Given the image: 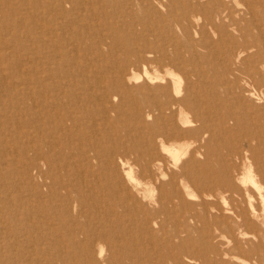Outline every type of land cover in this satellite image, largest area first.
<instances>
[{
  "label": "rangeland",
  "instance_id": "1",
  "mask_svg": "<svg viewBox=\"0 0 264 264\" xmlns=\"http://www.w3.org/2000/svg\"><path fill=\"white\" fill-rule=\"evenodd\" d=\"M242 1L0 0V264H264V160L237 159L264 153V0Z\"/></svg>",
  "mask_w": 264,
  "mask_h": 264
},
{
  "label": "bare ground",
  "instance_id": "2",
  "mask_svg": "<svg viewBox=\"0 0 264 264\" xmlns=\"http://www.w3.org/2000/svg\"><path fill=\"white\" fill-rule=\"evenodd\" d=\"M244 1V0H243ZM242 1V2H243ZM248 1V0H247ZM252 2V1H251ZM254 3V2H253ZM218 4V3H217ZM249 5V4H248ZM252 5V4H251ZM250 5V6H251ZM246 7H248V6H246ZM252 7V6H251ZM249 8V7H248ZM225 9H227L226 7H225ZM244 9V8H243ZM253 12V11H252ZM248 14H250V13H248ZM34 21V20H33ZM50 22V21H49ZM191 23V22H190ZM197 23V22H196ZM36 25V24H35ZM97 43V42H96ZM261 46V45H260ZM259 47V46H258ZM262 48V47H261ZM241 49V48H240ZM252 52V51H251ZM239 53V52H238ZM238 53H237V55H238ZM246 53V52H245ZM264 66V65H263ZM244 82V81H243ZM245 83V82H244ZM238 85V84H237ZM248 85V84H247ZM253 85V84H252ZM239 86V85H238ZM172 88H173V86H172ZM261 88V87H260ZM235 89V88H234ZM250 89H251V87H250ZM259 89V88H258ZM262 90H263V88H261ZM258 91V90H257ZM264 91V90H263ZM263 91L261 92V93H263ZM228 92V91H227ZM224 93V92H223ZM222 93V94H223ZM226 93V92H225ZM225 93H224V95H225ZM253 93V92H252ZM215 94V93H214ZM217 94V93H216ZM221 94V95H222ZM223 95V96H224ZM254 95V94H253ZM262 95V94H261ZM215 96V95H214ZM227 96V95H226ZM255 96H258V95H255ZM263 96V95H262ZM211 97H213V96H211ZM220 97H222V96H220ZM225 97V96H224ZM259 97V96H258ZM228 98V97H227ZM237 98V97H236ZM232 99V98H231ZM239 99V98H238ZM223 100V99H222ZM225 100H227L226 98H225ZM210 101H211V99H210ZM229 102H230V99L228 100ZM215 102V101H214ZM173 103H175V102H173ZM209 103V102H208ZM225 104H226V102H224ZM252 104V103H251ZM256 104V103H255ZM264 104V103H263ZM174 105V104H173ZM215 106V105H214ZM251 106H253V105H251ZM257 106H258V104H257ZM217 107V106H216ZM256 107V106H255ZM167 108V107H166ZM179 108V107H178ZM208 108V107H207ZM211 108V107H210ZM218 108V107H217ZM215 109V108H214ZM251 109V108H250ZM184 111V110H183ZM219 111H220V109H219ZM161 113H164V112H162L161 111ZM209 113H210V111H209ZM220 113V112H219ZM251 113V112H250ZM218 114V113H217ZM224 114V113H223ZM244 114V113H243ZM174 115V114H173ZM249 115H251V114H249ZM194 116V115H193ZM221 116V115H220ZM247 117V116H246ZM242 118V117H241ZM194 119H195V117H194ZM214 119V118H213ZM217 119V118H216ZM181 122L183 123V124H189L190 122H191V120L190 119H188L185 115H181ZM204 120V119H203ZM219 120H221L220 118H219ZM222 121V120H221ZM221 121L219 122V123H221ZM262 121V120H261ZM235 122H237V123H239V124H242V120L241 119H237V120H235ZM219 123H217L218 124V127L219 126H221V125H219ZM226 123V122H225ZM230 123V122H229ZM198 124V123H197ZM193 126H195V125H193ZM215 126V125H214ZM213 126V127H214ZM263 126H264V122H263ZM215 127H217V126H215ZM222 127V126H221ZM240 127V126H239ZM227 128V127H226ZM225 128V129H226ZM243 128V127H242ZM250 128V127H249ZM254 128V127H253ZM255 128H257L256 126H255ZM210 129H211V127H210ZM227 129H229V128H227ZM247 129V127L245 128V130ZM217 130H219V129H217ZM199 132V131H198ZM202 132H200V134H201ZM258 133V132H257ZM262 133H263V131H262ZM262 133L260 132L258 135L259 136H262ZM199 134V133H198ZM245 134H246V132H245ZM264 134V133H263ZM205 135V134H204ZM219 135V134H218ZM243 135V134H242ZM257 135V136H258ZM242 137V136H241ZM252 137H255L254 135L252 136ZM264 137V136H263ZM220 138V137H219ZM259 138V137H258ZM222 139V138H221ZM242 139V138H241ZM213 140H215V139H213ZM248 140L249 141H251L250 140V138L248 137ZM215 142H217V141H214V143ZM237 143H238V141H236ZM260 142V141H259ZM226 143V142H225ZM201 144V143H200ZM226 144H228V143H226ZM240 144V143H239ZM238 145V144H237ZM249 146H250V144H249ZM257 146V145H256ZM255 146V147H256ZM194 147V146H193ZM196 147H197V145H196ZM225 148V147H224ZM249 148V152L248 153H245V154H241V155H239V156H237V159H239V160H241V161H243L245 164H246V166H245V168H246V170H247V172H249L250 170H251V166L252 165H255L256 163H259L260 162V160H264V153L263 152H261L262 150H260V151H257V152H254L253 150L255 149H253L252 150V147H248ZM257 149H259V148H257ZM264 149V148H263ZM204 150V149H203ZM252 150V151H251ZM194 151V150H193ZM196 151V150H195ZM194 151V152H195ZM251 151V152H250ZM256 151V150H255ZM264 151V150H263ZM200 152V151H199ZM238 154V153H237ZM194 155V154H193ZM180 158V157H179ZM223 160V159H222ZM228 160V159H227ZM235 160V159H234ZM233 160V161H234ZM229 161H230V159H229ZM232 161V160H231ZM240 162V161H239ZM196 163V162H195ZM237 163V162H236ZM5 164V163H4ZM238 164V163H237ZM236 164V165H237ZM198 165H199V163H198ZM232 165H234V164H232ZM184 166V165H183ZM188 166V165H187ZM230 166H231V164H230ZM232 167V166H231ZM259 167V166H258ZM230 168V167H229ZM183 169V168H182ZM224 169H226V168H224ZM258 170V169H257ZM183 171H184V169H183ZM181 172V171H180ZM206 172V171H205ZM241 172V171H240ZM259 172L262 174V175H264V166H261V169L259 170ZM183 174H184V172H182ZM257 173V172H256ZM188 174V173H187ZM236 174V173H235ZM244 174V173H243ZM242 174V175H243ZM250 174V173H249ZM210 175V174H209ZM253 175V174H252ZM211 176V175H210ZM231 176V175H230ZM246 176H247V174H246ZM222 177V176H221ZM250 178L252 179V177L250 176ZM183 179V178H182ZM181 179V180H182ZM192 179V178H191ZM201 179V178H200ZM234 179V178H233ZM235 179H236V177H235ZM238 179V178H237ZM250 179V180H251ZM253 179H254V177H253ZM258 179V178H257ZM260 179V178H259ZM263 179H264V177H263ZM239 180V179H238ZM197 182V181H196ZM235 182V181H234ZM234 182H232V183H234ZM237 182V181H236ZM252 182H255L254 180L252 181ZM194 183V185H195V182H193ZM209 183H210V181H209ZM214 183V182H213ZM249 183V182H248ZM263 183V182H262ZM261 183V184H262ZM202 184V183H201ZM236 185H238L239 186V184H237V183H235ZM246 184V183H245ZM257 184V183H256ZM255 183H252L251 185H252V188H253V191H255V193H252V194H255V198H258V199H261V202L262 201H264V196L262 195V193H261V191H260V189H259V185L257 186ZM250 185V186H251ZM264 185V184H263ZM201 186V185H200ZM234 188H235V185H232ZM249 186V185H248ZM262 186V185H261ZM193 187V186H192ZM228 187V186H227ZM239 187H241V186H239ZM200 188V187H199ZM234 188H232V189H234ZM247 188V187H246ZM245 188V190H247ZM207 189V188H206ZM242 189V188H241ZM262 189H263V187H262ZM205 190V189H204ZM222 190V189H221ZM235 190V189H234ZM201 191V190H200ZM209 191V190H208ZM251 191H252V189H251ZM263 191V190H262ZM215 192V191H214ZM240 192V191H239ZM247 192V191H246ZM194 193V192H193ZM198 193V192H197ZM203 193V192H202ZM221 193V192H220ZM241 193V192H240ZM209 194H214L213 193V191H212V193H209ZM222 194V193H221ZM234 194V193H233ZM239 194V193H238ZM241 194H243V193H241ZM245 194V193H244ZM208 195V194H207ZM211 195V196H212ZM225 195V194H224ZM236 195V194H235ZM197 196V195H196ZM199 197H201V195H198ZM242 196V195H241ZM244 196V195H243ZM249 198L250 197H252V195L249 193ZM257 196V197H256ZM214 197H215V195H214ZM224 197V196H223ZM203 198H204V196H203ZM222 198V197H221ZM236 198V197H235ZM234 198V199H235ZM206 199V198H205ZM211 199V198H210ZM238 199V198H237ZM204 200V199H203ZM207 200H209V199H207ZM206 200V202H208ZM215 200V199H214ZM257 200V199H256ZM213 201V200H212ZM252 201V200H251ZM258 201V200H257ZM216 202V201H215ZM214 202V203H215ZM255 202V201H254ZM203 203V202H202ZM219 203H221L220 201H219ZM246 203V202H245ZM204 204V203H203ZM207 204V203H206ZM222 204V203H221ZM225 204V203H224ZM247 204V203H246ZM245 204V205H246ZM255 204H257L256 202H255ZM204 206V205H203ZM208 206V205H207ZM213 206V205H212ZM238 206V205H237ZM237 206H236V208H237ZM264 206V205H263ZM211 207V206H210ZM221 207V206H220ZM222 207H223V205H222ZM226 207V206H225ZM254 207H256V206H254L253 205V208ZM262 207V206H261ZM212 208V207H211ZM214 208V207H213ZM227 208V207H226ZM247 208H249V207H247ZM247 208H243V209H246L247 210ZM229 209V208H228ZM234 209V208H233ZM240 209V208H239ZM255 209V208H254ZM237 210V209H236ZM215 211V210H214ZM218 211H219V208H218ZM221 211V210H220ZM224 210H222L221 212H223ZM240 211H242V209H240ZM239 211V212H240ZM249 211H250V209H249ZM248 211V212H249ZM263 211H264V209H263ZM215 213H217V212H215ZM218 213H220V212H218ZM237 212H235V214H236ZM247 213V212H246ZM251 213V212H250ZM264 213V212H263ZM229 214V213H228ZM232 215H233V213H231ZM257 214V213H256ZM238 215V214H237ZM240 215V214H239ZM264 215V214H263ZM211 216V215H210ZM235 216V215H234ZM234 219V218H233ZM249 219V218H248ZM236 220V219H235ZM240 220V219H239ZM248 221V220H247ZM237 222V221H236ZM236 224V223H235ZM241 225H242V223H241ZM231 236V235H230ZM233 236V235H232ZM237 245V244H236ZM234 248V247H233ZM238 249V248H237ZM185 254H186V252H185ZM223 257V256H222ZM221 257V258H222Z\"/></svg>",
  "mask_w": 264,
  "mask_h": 264
}]
</instances>
